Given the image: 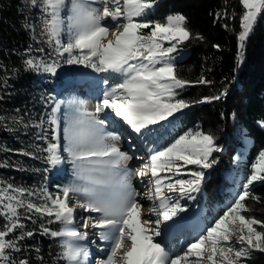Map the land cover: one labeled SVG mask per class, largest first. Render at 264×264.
Here are the masks:
<instances>
[{"label": "snow or ice", "instance_id": "obj_1", "mask_svg": "<svg viewBox=\"0 0 264 264\" xmlns=\"http://www.w3.org/2000/svg\"><path fill=\"white\" fill-rule=\"evenodd\" d=\"M240 2L244 12L238 40L243 50L264 14V0ZM32 3L36 4V0ZM41 3L45 13L43 33L48 43L55 45L57 55L67 54V64L112 73L116 82L104 91L94 112L77 108L76 114L67 119L63 148L56 115L60 105L52 109L49 122L56 126L54 142L44 149L45 159L55 167L64 162L62 153H67L75 177L72 183L55 195L42 189L39 196L43 202L35 203L28 199L37 195L33 190L0 181V217L6 221L0 227V264H29L26 259L11 260L8 254V250L20 251L17 239L33 235L29 231L10 238L16 229L24 227L20 223L21 208L50 218L48 223L63 225L57 231L44 228L51 237L61 238L59 259L65 264H86L89 251L77 242L86 240L88 233L75 226V209L69 206L73 195L86 198L83 203L76 201L84 211L100 214L99 218H84L82 223L85 229H100L99 238L109 242V254L97 264H241L251 258L253 250L264 252V230L257 228L264 229V221L243 214L249 211L245 201L250 186L264 181V150L252 164V173L238 198L206 229V234L189 243L186 250L177 252L154 238L162 235L161 225L185 210L180 199L195 198L192 193L201 190L205 179L203 170L212 167L213 152L222 149L216 146L211 134L199 130H190L161 148L150 149L151 155L134 170L141 179L150 176L151 188L140 194L129 182L133 170L121 167L131 157L116 143H108L109 139L118 141V136L103 132L105 119L98 114L104 110L110 109L135 133L144 135L151 131L150 126L189 107L178 98V90L189 82L175 75L171 55L177 45L191 36L185 16L168 15L163 23L146 19L155 0H71L70 5L66 0H41ZM113 27L115 31H111ZM146 29L150 31L145 32ZM26 64L53 74L59 67L55 60L37 64L28 59ZM188 165H196L200 170L186 172ZM185 174L189 178H175ZM137 195L151 202L147 215L143 214L145 205L136 199Z\"/></svg>", "mask_w": 264, "mask_h": 264}, {"label": "trees", "instance_id": "obj_2", "mask_svg": "<svg viewBox=\"0 0 264 264\" xmlns=\"http://www.w3.org/2000/svg\"><path fill=\"white\" fill-rule=\"evenodd\" d=\"M38 2L41 0L36 4L32 0H0V181L33 190L37 195L28 199L42 203L39 193L51 172L44 149L52 142V131L50 118H45V138L36 141L34 124L39 122L41 112L33 83L40 68L26 64L28 59L39 64L34 55L52 48L47 36L33 32L34 22L38 26L43 18ZM243 12L240 0H155L146 17L163 23L168 15L181 14L191 33L171 54L175 75L189 82L178 90V98L189 107L162 126L166 136L154 149L190 130L214 137L222 150L213 152L210 159L215 163L203 170L205 179L201 185L205 216L209 221V214H214L212 222L222 215L220 203L232 198L230 190L243 192L244 184L238 177L244 176L247 182L252 164L264 150V14L241 50L238 34ZM202 79L207 82L201 83ZM197 170L196 165L187 166V172ZM233 178H237L234 183ZM249 191L245 201L249 211L243 214L264 221V181L254 182ZM19 211L24 227L16 229L10 238L29 231L33 235L17 239L20 251L8 250L10 259H26L29 264H64L59 259L61 238L44 232V228L57 231L61 224L48 223L50 218L23 208ZM4 223L0 217V227ZM242 262L264 264V252L253 250L251 258Z\"/></svg>", "mask_w": 264, "mask_h": 264}, {"label": "rangeland", "instance_id": "obj_3", "mask_svg": "<svg viewBox=\"0 0 264 264\" xmlns=\"http://www.w3.org/2000/svg\"><path fill=\"white\" fill-rule=\"evenodd\" d=\"M71 0H66V4L70 5ZM37 6L39 9L42 10L43 18L38 23L39 25L37 26V22H34L33 24V32L34 34H38L39 32H42V36H47L46 34L43 33V20L45 18V13L43 11V5L41 2L37 3ZM65 10V13L66 14ZM110 20V18H109ZM115 27L111 28V31H115ZM64 39H67V35H64ZM167 46V44H166ZM36 54V53H34ZM37 61L44 62V63H52L54 60L59 63V67L56 69L55 74L50 73V72H45L43 68H40V73L37 75V77L34 80L33 86L36 89V93L40 97V101L38 103V107H40V120L39 122L35 123V130H36V141H41L42 137L44 135V123H45V118H50L52 117V109L57 106V104L60 105V110L58 113H56L57 117L59 118L60 121V130H59V135H60V144L61 147L63 148L64 144L66 141L64 140V126L65 122L67 119L73 115L76 114L77 108H79L81 111L87 110L88 112H94L96 105L102 100L103 98V93L105 90H107L112 84L116 82L114 79V74L108 73V72H97L94 69L90 67H86L82 64H67L65 61L67 59V54H65L63 57H60L57 55L55 51V45L52 44V48L46 52L40 53L39 55H34ZM93 75L97 79V81H93L90 86L93 88L91 89L90 87L86 86V97L83 98L84 95V88H81L79 84V79L83 80L82 75ZM81 80V81H82ZM107 81V83H106ZM72 85H71V83ZM71 85V86H70ZM176 113H174L175 115ZM101 119H105V123L103 125V132L108 135H119L121 133L120 129H118V125L115 121L114 117L115 113L112 112L110 109L104 110L101 113L98 114ZM169 117L168 120L162 121L160 124L157 125H152L150 126L151 131H147V139H152L153 142L150 143L153 144L154 141H158V139L163 135H165L164 131L160 132V128L166 127L168 122L173 121V117ZM120 120V118H118ZM120 123V121H118ZM122 124V123H121ZM55 125L51 124V131H52V136H53V129L55 128ZM158 133V139L156 138ZM122 133L119 136V139L122 138ZM123 140V139H121ZM245 143L249 145V140L247 138L244 139ZM54 142V141H52ZM108 143H116L117 146L121 149L120 144L118 141H113L111 139L108 140ZM158 144V143H157ZM122 152H124V149H121ZM63 156L65 157L64 162L60 165H57L55 167L50 166L51 172L50 175L46 178L44 188L47 189L49 193H52L53 195L61 192L62 188L64 186L69 185L70 183L73 182L75 179L74 174H73V167L72 164L68 161L67 159V153H62ZM65 166V174L60 175V170L62 169V166ZM121 167H127L129 169L130 165L129 162L123 161ZM187 170V169H186ZM185 170V171H186ZM163 175V174H162ZM240 177V176H239ZM238 177V178H239ZM176 178V177H175ZM243 178H245L243 176ZM237 178H233L232 182H236ZM239 180H242V177H240ZM246 180V179H245ZM129 182L131 183L132 187L135 189V191L138 193L139 191L142 190L140 188V182H138L132 174L129 177ZM233 182V183H234ZM246 183V182H245ZM244 184V183H243ZM139 185V188H138ZM148 185V184H147ZM145 187V186H144ZM151 188V186H150ZM141 194V193H140ZM200 194V191L198 193H192V195L195 197L194 199H188V198H183L180 199L181 205L184 207V211L180 212L178 216L174 217L173 220H171L172 224H175L176 222L178 224H184V219H187L189 221L194 222L196 225V228L188 227V226H181L178 227L177 230L181 228H188L187 230L193 231L194 229L202 230L201 229V223L205 225V230L203 233H200L198 236H195V238L191 239L185 246H181L180 243L177 242L175 239L173 243H170V241H167V234L169 231H165L162 233V236L158 237L157 240L155 239L156 242H160L163 240H166L167 242H160L163 245L167 246L169 249H175L177 252H181L183 250H186L187 246L189 243L194 242L200 235L206 234V229L214 224V222L210 221L212 219L214 214H209V221L206 219V217H203V211L201 208V205L198 204V199L196 201V197ZM175 196V194H173ZM230 195H233L232 198L225 199V201L221 202V210H222V215L223 213L227 210V208L238 198L240 193L238 191L232 190L230 191ZM139 196V195H137ZM136 199L140 201L142 204V198L137 197ZM237 196V197H236ZM178 198V196L176 197ZM85 197L82 195H73L71 196L69 200V206L73 207L77 213H78V221L81 222V229L79 228L78 230L81 232H87L88 235L93 234V232L98 233L99 236V231L100 229L96 228H87L85 231V228L82 227L83 219L87 218L89 216L93 218H99L100 214L99 213H89L84 211L82 208L79 207V205L76 203V201H79L83 203L85 201ZM145 206L142 209V212L144 215H147L148 211L146 210L147 207H150V205L147 206V204H144ZM78 208V209H77ZM201 219V223L197 221V219ZM155 219V217H153ZM205 219V220H204ZM181 220V221H180ZM180 221V222H179ZM188 222V221H185ZM62 227V225H61ZM258 228V226H257ZM164 229V228H163ZM162 229V230H163ZM176 229V228H174ZM259 230V229H258ZM176 231V230H175ZM166 234V235H165ZM187 236V234H186ZM166 237V238H165ZM194 237V236H193ZM161 239V240H160ZM97 241L93 240H86L87 245L89 248V257L88 261L86 264H97L99 260L106 259L107 253L104 254L103 250L104 249H109V242L108 241H103L100 238L96 239ZM168 240H172L171 238H168ZM104 242V243H103ZM77 243L82 244L80 241ZM171 247V248H170ZM238 248L239 245H236ZM97 250H96V249ZM99 250V251H98ZM101 250V251H100ZM100 254V255H97ZM101 256V257H100ZM94 258L96 260H94ZM94 261L96 263H94ZM65 264V262H64ZM241 264H244L241 261Z\"/></svg>", "mask_w": 264, "mask_h": 264}, {"label": "bare ground", "instance_id": "obj_4", "mask_svg": "<svg viewBox=\"0 0 264 264\" xmlns=\"http://www.w3.org/2000/svg\"><path fill=\"white\" fill-rule=\"evenodd\" d=\"M83 78V77H82ZM81 78L79 79V83L81 82ZM120 118V117H119ZM118 121H120V124L121 125H123V127L122 128H118V129H120V131H121V133L123 134L122 135V138H120L119 140L122 142V147H124L125 149H129V147H126V146H128V144H133V145H141V138H140V134H138V133H135L132 129H131V127L129 126V125H127L123 120H122V118H120V120L118 119ZM121 133H119V135H117L118 137L120 136V134ZM121 139H123V140H121ZM137 146V150H138V147ZM147 157H149V156H147V155H144V156H139V157H133L132 158V162L134 163L135 161H136V166H137V168L145 161V159H147ZM141 158H143V159H141ZM150 177V176H149ZM149 177H145L146 179H145V181L143 182V185L142 184H140V188H142V191L141 192H139V193H144V191L146 190V188H150V184L148 183V180H149ZM138 182H140V181H138ZM148 184V185H147ZM145 186V187H144ZM138 188H139V185H138ZM137 197H141L142 198V195H139V196H137ZM142 202L144 203V204H147V206L148 205H150L151 206V202L150 201H145V200H143L142 199ZM148 208L149 207H147V211H148ZM181 221V220H180ZM179 221V222H180ZM185 221H188V222H185ZM181 226H188V227H192V228H196L195 226H198V225H196L194 222H192V221H189V220H187V219H184V224H178L177 222L175 223V224H172L171 223V221H168V222H166V224H163V225H161V230H162V233H164L165 231H169L168 232V234H167V239L169 238L168 236L172 233V231H175V230H177V228L178 227H181ZM174 228H176V229H174ZM166 235V234H165ZM162 236V235H161ZM172 237L173 236H170V238L172 239ZM158 238V237H157ZM166 238V237H165ZM166 239V240H167ZM161 240V239H160ZM81 245H83V244H81Z\"/></svg>", "mask_w": 264, "mask_h": 264}]
</instances>
